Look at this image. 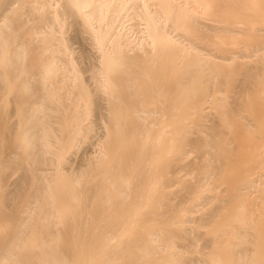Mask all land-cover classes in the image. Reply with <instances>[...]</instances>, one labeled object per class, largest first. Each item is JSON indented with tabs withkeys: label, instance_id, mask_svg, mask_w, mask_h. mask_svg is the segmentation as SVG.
Returning a JSON list of instances; mask_svg holds the SVG:
<instances>
[{
	"label": "bare ground",
	"instance_id": "obj_1",
	"mask_svg": "<svg viewBox=\"0 0 264 264\" xmlns=\"http://www.w3.org/2000/svg\"><path fill=\"white\" fill-rule=\"evenodd\" d=\"M0 264H264V0H0Z\"/></svg>",
	"mask_w": 264,
	"mask_h": 264
},
{
	"label": "rangeland",
	"instance_id": "obj_2",
	"mask_svg": "<svg viewBox=\"0 0 264 264\" xmlns=\"http://www.w3.org/2000/svg\"><path fill=\"white\" fill-rule=\"evenodd\" d=\"M73 47H76V46H73ZM100 135H101V130L96 128L94 130V133L90 135V140L86 144L83 145V151H85L86 153H92L94 150L93 143L95 141V138Z\"/></svg>",
	"mask_w": 264,
	"mask_h": 264
}]
</instances>
